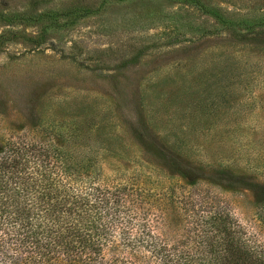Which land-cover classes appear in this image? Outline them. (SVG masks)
Here are the masks:
<instances>
[{
	"label": "rangeland",
	"instance_id": "rangeland-1",
	"mask_svg": "<svg viewBox=\"0 0 264 264\" xmlns=\"http://www.w3.org/2000/svg\"><path fill=\"white\" fill-rule=\"evenodd\" d=\"M198 1L0 0V136L77 176L215 195L264 245V0ZM182 204L152 207L161 239L186 235Z\"/></svg>",
	"mask_w": 264,
	"mask_h": 264
},
{
	"label": "trees",
	"instance_id": "trees-1",
	"mask_svg": "<svg viewBox=\"0 0 264 264\" xmlns=\"http://www.w3.org/2000/svg\"><path fill=\"white\" fill-rule=\"evenodd\" d=\"M212 15L232 29L247 20ZM257 19L264 24V15ZM70 158L26 135L0 136V264H264V245L216 204L217 196L193 202L192 191L173 197L77 176ZM177 200L186 235L163 240L157 230L167 220L152 210Z\"/></svg>",
	"mask_w": 264,
	"mask_h": 264
}]
</instances>
